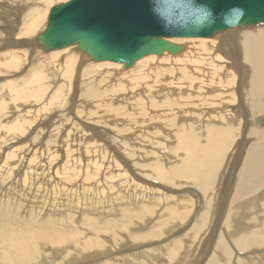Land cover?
I'll return each instance as SVG.
<instances>
[{"label":"bare ground","instance_id":"bare-ground-1","mask_svg":"<svg viewBox=\"0 0 264 264\" xmlns=\"http://www.w3.org/2000/svg\"><path fill=\"white\" fill-rule=\"evenodd\" d=\"M12 1L16 6H0L6 27L0 52L7 49L0 53V71L21 68L25 57L33 65L11 79L0 78V144H5L0 145V264H264V26L214 38L172 39L185 44L181 53L143 56L116 80L111 76L123 70L121 63L90 60L84 65L85 54L74 46L47 54L35 43L45 28L38 22L40 4L50 0ZM25 44L28 48L19 49ZM42 56L47 67L38 65ZM79 76L81 90L75 85ZM74 86L95 103L129 90L127 106L133 100L134 110L146 117L143 122L159 121L153 131L141 130L139 140L165 136L164 142L149 140L160 151L146 150L142 163L140 153L119 135V146L136 170L130 169V181L126 171L121 173L128 195L117 193L121 199L108 192L115 208L106 209L104 217L92 210L101 186L113 188L107 175L112 157L104 145L96 147L92 160L85 155V164L79 156L72 158L67 138V157L58 164L60 139L35 142L43 112ZM190 106L193 111H186ZM15 139L21 144L8 143ZM84 149L88 154L90 148ZM165 157L173 160L166 163ZM12 179L22 182L20 191L9 185ZM165 185L174 193L163 194ZM154 214L156 220L141 232ZM170 233L180 236L116 261L99 260L111 247L160 241Z\"/></svg>","mask_w":264,"mask_h":264},{"label":"water","instance_id":"water-1","mask_svg":"<svg viewBox=\"0 0 264 264\" xmlns=\"http://www.w3.org/2000/svg\"><path fill=\"white\" fill-rule=\"evenodd\" d=\"M255 26H264V0H66L49 8L35 43L44 51L71 45L128 68L149 54L181 53L185 44L172 39Z\"/></svg>","mask_w":264,"mask_h":264},{"label":"rangeland","instance_id":"rangeland-1","mask_svg":"<svg viewBox=\"0 0 264 264\" xmlns=\"http://www.w3.org/2000/svg\"><path fill=\"white\" fill-rule=\"evenodd\" d=\"M64 1H66V0H50V1L44 2L43 4H40L41 5L40 10L41 11H40V15L38 17V20H39L38 22H40V23L43 22L44 24H46V20H44V19H46V17H47V13L49 11V8L54 4L64 2ZM7 4L14 6L15 1L13 2L12 0H0V6L2 8H5L7 6ZM41 13H43V14H41ZM41 17H42V19H41ZM0 21H1L0 22V33H1V31L4 33L6 30V27H4L5 24H1V23H3L2 19H0ZM22 27H23V25H22ZM0 36L3 37L4 35H0ZM20 37L24 38L23 36H20ZM27 37L31 38L30 35ZM26 46H27V44L23 45L22 47L20 46L19 49L24 48ZM26 48H28V47H26ZM6 50L7 49H3L1 52H6ZM52 51H54V50L45 51L44 53L48 54L49 52H52ZM63 52L64 51H61L60 53L62 54ZM1 54H0V56H3ZM45 56H47V55H45ZM44 57L43 56L41 57V59L39 60L40 63H39V61H38L39 64L37 63L38 65L42 66L43 64H45L44 66H46V65L48 66L49 61L46 59H43ZM30 60L32 61V58L29 59L28 57L27 58L25 57V60L23 62L22 67L19 69H18V67H16L13 70H11V72L10 71L1 72L2 71L1 70L0 71V78L11 79L12 77L17 76L19 73H24V71H26L27 69L29 70L30 67H32V65H33L32 62L29 63ZM89 62H90V60L87 59V56H86L84 65H87V63L89 64ZM124 70H125L124 68H123V70L117 69V71L119 73L118 72L112 73L111 77L113 79H116V78L118 79L119 77H121L118 75L121 74V72ZM114 74H115V76H113ZM57 82H59V81H57ZM75 85L78 88V90L79 89L81 90L83 85H82V80L80 79V76L77 79V82ZM117 87H122V85H118ZM73 89L75 90V86H74V88H71V90L69 92L70 93L69 96H65L63 98L62 102L61 101H58V102L53 101L56 104L52 105V103H53L52 102L51 103L52 106L51 105L49 106L50 107L49 110L47 112H43V116H41V117H43L42 118L43 122H42V125H39V126L43 127V130H40L41 134L36 135L35 142L39 141L38 145H40V142L41 143L43 141L46 142L47 140H50L51 137L53 139L55 138L56 141H58L60 139L59 145H60V149H62L63 151L62 150L60 151V156L56 160V162L58 164H60V163L62 164L65 161L67 154H68V153L67 154L65 153V150H64L65 146L63 145L64 143L69 142V144H71L70 147L73 148V151L70 150L71 152H69V153L72 154V158L73 157L78 158V156H79L80 161H82V163L84 162L85 164L87 163L86 156L87 155L89 156V154H90L89 157H90V160H92L91 157L94 156L96 153L98 154V148L100 147V145L101 146L104 145L105 151L107 153L110 152V155L112 157V159L110 160L111 162H110L109 170H107V175L110 177L109 183L112 184L113 188H110L109 185L107 186V184L102 185L101 186L102 191H98V195L100 194L99 197H98V195L94 196L96 198L93 197L94 201L92 202L93 204L96 205V206L94 205V209H92L93 214H98L95 212V210H97V211H99V215L100 216L102 215L104 217L105 216L104 212H106V209L108 211V209L111 206L113 207V201H112V198L111 199L109 198V196H110V195H108L109 193L113 194V196H119V195H117V193H120V195H122V194L128 195L126 185L124 184L126 182L124 181L123 177L121 178V173L123 171H126L127 181H130V178L133 180V177H131V175H130V172L133 169H135L134 167H132L133 159L131 158V156H129L127 153L124 152L125 150L122 147L119 146V143H120L119 138H122V136H123V139H126L128 141V145L130 146V148L133 147L132 150L135 151L134 153L136 154V151L138 153H140L139 157H141V158L138 157V159L140 162L143 163V162H145V158L143 156L145 155L146 150L150 149V151H155L157 153L160 151L159 148H158V150L157 149L155 150V148L152 147L153 144L149 140H151V139L156 140L157 139V141H163L164 142V140H162V137H165V136L164 135L162 136V134H159V136L151 134L150 136L154 135L152 138H150V139L148 138V140L147 139L145 140L144 138H140V140H139L141 130L142 131H145V130L153 131L152 129H154V127L157 125V123L159 121H156V119H152L151 121H149L147 123L143 122V121H146V117L142 111H135L134 110V108L136 106H134L135 101H133V100L127 106L126 103L129 101V95L131 94L129 90L117 92L115 94V96H113V98H115V99L112 101L110 99L112 96L111 95V96H106V98H103V102L95 103L93 99L90 100V99H86L85 96H81V91L77 90L75 92ZM71 91H73V92H71ZM121 93L122 94L124 93V95H122ZM71 94H73L72 99H71ZM116 96H117V98H116ZM123 97H126L127 99H124ZM13 105L14 104L11 103L10 108H9L10 110L13 108ZM190 107H186L185 110L187 111L189 109L188 111L192 112L194 107L193 106H190ZM64 111H65V113H64ZM136 113H137V115H139V117H137L135 119ZM155 113L156 114L160 113V111L154 112V114ZM63 117L65 118L64 123L62 122ZM152 117L154 118L155 115H153ZM11 118H13V117H11ZM183 118H185V121L191 120V116H184L183 115V116H181V119H183ZM189 118H190V120H189ZM67 119H68V121H66ZM69 119H71V120H69ZM136 121H138L139 124L138 123L136 124ZM180 121L182 123V120H180ZM191 121H193V120H191ZM141 122H143V123H141ZM67 131H69V134L67 133ZM32 134H35V133L31 132V135ZM119 135H122V136L119 137ZM67 138H69L68 142H66ZM17 139H15L14 142L8 141V143H11V145H13V143L19 144L20 143L19 140L24 139V137L21 136L18 141H17ZM172 140L173 139L169 140L168 143H171V142L173 143ZM16 141L19 143H17ZM70 141H71V143H70ZM106 141H108V145L105 144ZM22 144H24V143H22ZM51 144L54 145L53 143H51ZM0 145L2 146V148H4L3 146L5 144H0ZM96 147H98V148H96ZM74 148L75 149L77 148V149L75 150ZM84 148H87V149L90 148L91 150L88 149V154H87L86 153L87 151L83 152V150H85ZM94 150L97 152H95ZM79 152H81L82 154ZM3 155H4V153L1 156H3ZM1 156H0V160L2 158ZM146 160H150V159H146ZM164 160L166 163H169L173 160V158L167 160V158L165 157ZM103 162H104L103 164L105 166H107L109 161H108V159H105V160H103ZM115 167H116V169H115ZM130 169H132V170H130ZM20 170H21V168H19V170H18L19 174H20V172L22 174V170L21 171ZM15 171H17V170L15 169ZM137 173H138V171H137ZM115 175H117V176H115ZM11 181L12 182L9 185H11L12 187H16L15 190L20 191L22 182L18 181V180L16 181L14 179H12ZM90 181H93V179H91ZM141 182H139V183H141ZM146 182L147 181H143L142 183L145 185ZM149 182L150 181H148L146 183L147 186L149 185ZM152 182H154L155 184H151V186L155 189L158 188L154 191H156L159 194V191H157V190H159V187L157 186L158 184L155 181H152ZM232 183H234V180H232ZM121 185L123 186V188ZM165 186L168 187V185H165ZM232 189H233V186L229 187L227 199H229L231 197ZM160 190H163V188H160ZM174 190H175V188L168 187L167 191L164 189V192H162V193L165 194L169 191H170V193H174L173 192ZM103 191L105 192V194L102 193ZM106 192H107V194H106ZM11 194H13V193H11ZM15 198H16V196H14L13 201H16ZM17 198H18V196H17ZM164 205H165L164 203L163 204L161 203L158 207V210H156L155 214L156 213L159 214L160 213L159 210L163 209ZM113 208H115V206ZM155 214L152 216V219L147 220L146 224L143 225V230H140L141 232L148 229L149 225H148V227L146 225L151 223L150 220H153V219L156 220L157 217H155ZM186 230L187 229H185V231ZM175 233H170L168 236H166L165 238H163L160 241H147V242L145 241L144 243H139L137 246L135 245V246H129V247H123V248H121L120 246L111 247L108 252L101 255L99 260H113L114 259L116 261L120 258H126V257L130 256L132 251L134 252V251H137V250L142 249V248H150L153 245L161 246L164 243H166L167 241H170V240L174 239L175 237L180 236V234L175 235ZM127 248H129V249H127ZM130 248H132V249L130 250ZM74 264H93V262L91 260H76Z\"/></svg>","mask_w":264,"mask_h":264}]
</instances>
